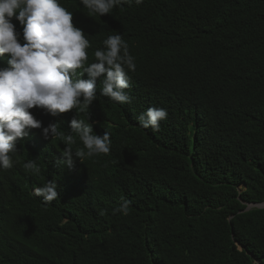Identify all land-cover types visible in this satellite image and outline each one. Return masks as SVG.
<instances>
[{
    "label": "trees",
    "instance_id": "1",
    "mask_svg": "<svg viewBox=\"0 0 264 264\" xmlns=\"http://www.w3.org/2000/svg\"><path fill=\"white\" fill-rule=\"evenodd\" d=\"M59 3L90 41L85 67L121 34L131 101L101 96L97 78L84 111L30 110L60 135L31 129L0 170V264H264V208L246 210L264 203V0H133L103 16ZM150 107L167 110L159 131L139 126ZM75 114L111 145L69 170L57 161ZM47 180L59 198L45 204L32 189Z\"/></svg>",
    "mask_w": 264,
    "mask_h": 264
},
{
    "label": "clouds",
    "instance_id": "2",
    "mask_svg": "<svg viewBox=\"0 0 264 264\" xmlns=\"http://www.w3.org/2000/svg\"><path fill=\"white\" fill-rule=\"evenodd\" d=\"M79 2L91 13L103 16L133 0ZM134 2L141 4L143 0ZM102 44V48L94 51V62L85 67L90 41L81 28L74 26L73 13L61 6L59 0H0V55H8L6 62L1 61L4 66H0V170L13 167L10 154L17 152V141L24 140L31 129H40L46 140L60 135L58 123L43 126L31 109H41L52 117L66 115L76 108L84 111L97 99V78L102 83L101 96L119 104L131 101L124 90L130 86L127 73L134 72L136 64L128 44L120 33L108 36ZM78 69L83 71L78 74ZM167 116V110L150 107L137 120L143 129L159 131L160 121ZM68 128L63 136L66 142L63 159L57 163L69 170L77 160L110 152L108 132L94 134L92 124L77 119L76 114L68 122ZM72 133L79 137L83 148L73 151L76 141ZM34 134L29 138L34 140ZM23 167L33 174L40 173L34 159H29ZM32 192L45 204L59 198L57 184L52 180L34 187ZM129 204L130 201L124 200L114 211L126 216Z\"/></svg>",
    "mask_w": 264,
    "mask_h": 264
},
{
    "label": "water",
    "instance_id": "3",
    "mask_svg": "<svg viewBox=\"0 0 264 264\" xmlns=\"http://www.w3.org/2000/svg\"><path fill=\"white\" fill-rule=\"evenodd\" d=\"M251 208H264V203H250L247 206V210L251 209Z\"/></svg>",
    "mask_w": 264,
    "mask_h": 264
},
{
    "label": "rangeland",
    "instance_id": "4",
    "mask_svg": "<svg viewBox=\"0 0 264 264\" xmlns=\"http://www.w3.org/2000/svg\"><path fill=\"white\" fill-rule=\"evenodd\" d=\"M259 264V263H258Z\"/></svg>",
    "mask_w": 264,
    "mask_h": 264
}]
</instances>
